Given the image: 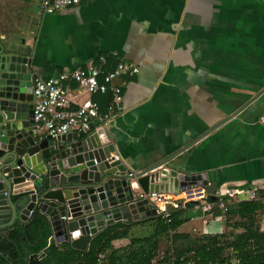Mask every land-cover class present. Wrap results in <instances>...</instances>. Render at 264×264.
Here are the masks:
<instances>
[{"label":"crops","instance_id":"0c3cea01","mask_svg":"<svg viewBox=\"0 0 264 264\" xmlns=\"http://www.w3.org/2000/svg\"><path fill=\"white\" fill-rule=\"evenodd\" d=\"M11 38L31 47V65L43 79L101 54L107 56L105 70L119 59L139 67L115 79L122 94V109L115 113L108 110L109 92L88 93L74 81L66 84L69 109L90 99L100 115H108L98 119L108 129L113 153L134 171L171 157L166 166L201 173L217 186L245 191L264 180V124L258 121L264 114V2L86 0L44 13L26 0H0V41ZM132 189L139 192L135 185ZM188 190L176 195L197 198L203 191ZM260 197L255 222L264 231V192ZM180 208L182 217L189 210L200 214L186 219L179 233L189 235L185 226H194L200 234L214 235L226 227L223 212L209 216L196 200ZM131 222L121 219L103 229ZM153 227V220L133 225L111 244L124 247ZM162 258L151 264H164Z\"/></svg>","mask_w":264,"mask_h":264},{"label":"water","instance_id":"95a60500","mask_svg":"<svg viewBox=\"0 0 264 264\" xmlns=\"http://www.w3.org/2000/svg\"><path fill=\"white\" fill-rule=\"evenodd\" d=\"M30 54L24 39L0 41V244L41 217L40 228L49 225L50 241L85 250L113 221L155 216L143 194H177L194 186L199 193H215L217 183L201 173L166 166L171 157L139 171L127 167L113 153L108 129L98 118L57 137L38 131ZM0 254L14 264L8 250Z\"/></svg>","mask_w":264,"mask_h":264},{"label":"trees","instance_id":"16d2710c","mask_svg":"<svg viewBox=\"0 0 264 264\" xmlns=\"http://www.w3.org/2000/svg\"><path fill=\"white\" fill-rule=\"evenodd\" d=\"M211 196L213 194H210V199ZM260 205L258 200L227 204L225 214L238 216L239 219L233 225L242 229L231 239L221 238V233L190 240L188 234L176 231L186 220L182 217L183 209L176 208L171 209L168 222L159 216H152L128 224H112L97 233L85 250L75 249L69 243L61 247L52 242L48 244L49 225L45 223L40 228L43 218L36 217V223L13 232L9 240L0 244V249L5 251L8 248L10 258H24L27 264H151L158 254L159 242L165 236L172 244L171 249L163 255V261L167 264H184L188 260H195L197 264H229L231 257L226 253L227 249L238 259V264H264V231L259 230L255 222V212ZM221 212L216 209L213 215ZM150 220L154 221L151 232L131 237L124 247L112 246V240L126 237L131 226ZM25 230L28 236H25ZM179 239L189 242L177 247L173 242ZM0 264L5 263L0 259Z\"/></svg>","mask_w":264,"mask_h":264},{"label":"built area","instance_id":"2783aa9c","mask_svg":"<svg viewBox=\"0 0 264 264\" xmlns=\"http://www.w3.org/2000/svg\"><path fill=\"white\" fill-rule=\"evenodd\" d=\"M26 1L35 4L44 13H55L79 5L86 0ZM258 1L264 2V0ZM106 63L107 56L101 54L97 59H92L70 71H61L45 79L36 77L34 86L32 87L35 128L38 131L42 130V132L50 137H57L60 134L81 128L82 125L93 118L101 119L103 116H108L100 115L97 103L90 99L79 104L73 110L69 109L70 98L66 84L70 81H74L78 87L85 89L88 93L109 92V113L121 111V86L115 82V79L123 75L137 73L139 67L133 62L119 59L115 67L105 70ZM258 121L264 124V114L259 117ZM262 192H264V180L254 181L245 191H239L225 184H220L216 187L213 200L210 199V193L204 190L198 198L178 197L174 193L154 191L143 194V196L155 207L156 215L168 222L170 220L169 213L171 209L185 207L193 200L199 202L203 212H207L211 216L216 209L224 213L228 203L242 200H258L261 198L260 194ZM262 199L264 200V197ZM238 263V259L234 256L229 260V264ZM184 264L197 263L195 260H188Z\"/></svg>","mask_w":264,"mask_h":264},{"label":"rangeland","instance_id":"374dc122","mask_svg":"<svg viewBox=\"0 0 264 264\" xmlns=\"http://www.w3.org/2000/svg\"><path fill=\"white\" fill-rule=\"evenodd\" d=\"M199 214H200V210L199 209H196V211H194V212H192V210H189L188 213L187 212L184 213L183 218L191 219L192 217L197 216ZM223 215L224 216H223L222 220H223V223L225 224L226 227L223 230L221 238L225 237L227 239H231L234 236L232 231H235V230L237 231L238 230V228H234L235 226H233V223L236 222L239 218L237 216H228V215L225 214V212L223 213ZM208 218H209V216H208ZM149 230H147V231L145 230L146 233L151 232L152 229L150 231ZM185 230L189 232V236L191 237L190 240H192L193 238H197V237H201V236L206 235V234H200V232H199V231H201L200 229L194 230V226H193L192 229H190L187 226H185ZM207 235H210V234H207ZM188 242H189V240L179 239L178 241L173 242V243L174 244L176 243L177 244L176 246L178 247L180 245H184V244L186 245ZM171 247H172V244H171L169 238L165 237V236L162 237L161 240H160V249H159V252H158L159 257L158 256L155 257L154 260L156 261L157 259H160L161 257H163L164 253L166 251H169L171 249ZM226 253L231 258L233 257V254L231 253V251L229 249L226 250ZM161 260H162V262L164 264L166 263V262L163 261V258Z\"/></svg>","mask_w":264,"mask_h":264},{"label":"bare ground","instance_id":"6f19581e","mask_svg":"<svg viewBox=\"0 0 264 264\" xmlns=\"http://www.w3.org/2000/svg\"><path fill=\"white\" fill-rule=\"evenodd\" d=\"M198 198V197H197Z\"/></svg>","mask_w":264,"mask_h":264}]
</instances>
